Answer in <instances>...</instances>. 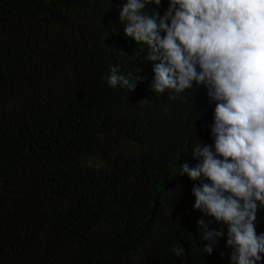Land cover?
<instances>
[{
	"label": "trees",
	"instance_id": "trees-1",
	"mask_svg": "<svg viewBox=\"0 0 264 264\" xmlns=\"http://www.w3.org/2000/svg\"><path fill=\"white\" fill-rule=\"evenodd\" d=\"M125 2L0 0V264H234L177 174L213 145L215 103L195 82L151 90L159 61L125 36ZM113 66L134 89L109 86ZM199 219L224 230L211 255Z\"/></svg>",
	"mask_w": 264,
	"mask_h": 264
},
{
	"label": "clouds",
	"instance_id": "clouds-1",
	"mask_svg": "<svg viewBox=\"0 0 264 264\" xmlns=\"http://www.w3.org/2000/svg\"><path fill=\"white\" fill-rule=\"evenodd\" d=\"M161 0H126L119 11L125 36L151 49V90L183 93L196 85L215 103L213 145L198 140L191 149L193 167L185 163L194 185L193 210L227 228L226 245L234 264L264 259V233L257 234L258 205L264 208V0H168L163 14L149 8ZM109 86L135 87L137 74L110 69ZM198 117V116H197ZM197 119V118H196ZM194 127V124H193ZM195 130V128H194ZM196 134V133H195ZM211 255L224 230L197 220ZM182 256L184 249H173Z\"/></svg>",
	"mask_w": 264,
	"mask_h": 264
}]
</instances>
